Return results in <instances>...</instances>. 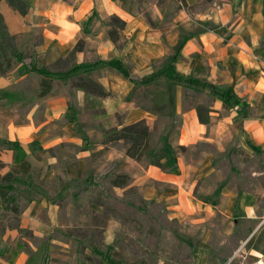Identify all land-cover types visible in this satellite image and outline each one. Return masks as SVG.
<instances>
[{
  "label": "crops",
  "instance_id": "0c3cea01",
  "mask_svg": "<svg viewBox=\"0 0 264 264\" xmlns=\"http://www.w3.org/2000/svg\"><path fill=\"white\" fill-rule=\"evenodd\" d=\"M24 1L26 14L0 0V13L23 53L22 62L0 75V143H18L1 152V175L14 168L25 175L37 172L41 179L50 181L58 177L80 181L97 179L115 168L144 184L150 179L178 182L188 167L186 162L183 165L179 161L181 173L174 174L154 165L151 158L143 173L136 174L135 168L143 161L127 156L122 141L94 156L105 149L101 140L107 130L141 120L151 128L152 138L162 121L175 122L176 138L168 139L174 146H183L209 136L212 118L221 115L215 127L235 121L240 144L264 149V0H213L207 4H202L203 0H134L128 7L119 0ZM116 15L126 21V26L121 30V40L115 43L110 31ZM79 41L85 46L68 61ZM121 41L126 43L121 46ZM61 59L71 68L102 63L87 73L75 70L56 77L52 93L40 98L43 76L32 69L33 64L52 67ZM117 60L130 64L134 77L128 78L109 64ZM168 60L175 72L170 79L163 73L166 86L158 88L160 81L153 80L152 74ZM84 74L111 95L103 98L75 87ZM143 88L148 92L147 104L139 100ZM196 88L216 95L212 103L201 104L209 112L205 124L197 110L200 104L188 99ZM233 94L242 102L227 109L225 99ZM243 103H247L246 114L239 112ZM165 129L160 131L159 143L169 135ZM157 192L150 186L144 196L150 199ZM1 200L0 194L4 216L8 204L2 208ZM242 208L245 220L255 224L246 236L247 254L255 258L253 264H264V253L247 247L252 237L264 231V208L252 193L243 196ZM21 209V227L34 236L46 234L45 223L58 225L61 221L60 206L46 198L34 199ZM3 216L0 242L11 239L17 243L7 249L0 246V264H32V254L39 248L26 242V235L21 239L19 229L4 228Z\"/></svg>",
  "mask_w": 264,
  "mask_h": 264
},
{
  "label": "rangeland",
  "instance_id": "374dc122",
  "mask_svg": "<svg viewBox=\"0 0 264 264\" xmlns=\"http://www.w3.org/2000/svg\"><path fill=\"white\" fill-rule=\"evenodd\" d=\"M170 64L168 60L155 68L152 77L160 81L158 88H165L162 74L171 75ZM125 65L134 77L133 67ZM69 68L66 63L53 69ZM201 91H190L188 99L196 105L212 103L216 95ZM147 94L146 88L139 91L145 104ZM234 103L227 96L226 108ZM220 117L212 118L209 136L179 150V161L188 167L176 183L150 179L144 184L131 177L127 186L117 188L112 180L124 172L115 168L97 179L80 181H50L37 172L20 174L8 199L1 200L2 208L8 202L24 208L40 198L60 206L58 225L45 223V235L26 234V242L39 248L36 254L30 250L32 264H102L108 255L124 259L125 264H253L256 260L247 254L246 236L255 224L245 220L242 204L243 196L252 193L264 208V149L240 144L235 121L215 127ZM168 124L166 119L158 124L152 150H161L165 138H176L175 122ZM164 126L169 135L161 144ZM151 158L148 155L135 168L136 174L143 173ZM3 169L0 164V174ZM150 186L158 192L147 199L144 190ZM16 243L9 239L0 246L7 249Z\"/></svg>",
  "mask_w": 264,
  "mask_h": 264
},
{
  "label": "trees",
  "instance_id": "16d2710c",
  "mask_svg": "<svg viewBox=\"0 0 264 264\" xmlns=\"http://www.w3.org/2000/svg\"><path fill=\"white\" fill-rule=\"evenodd\" d=\"M13 7L19 9L23 14L28 12V5L27 2L24 0H7ZM122 4L126 7L134 3V0H119ZM213 0H203L202 4H207L212 2ZM130 7V6H129ZM198 6H192L191 8L194 9ZM112 30L110 31L111 39L116 43L121 40V30L125 29L126 21H124L118 15L112 18ZM185 44V43H184ZM183 44V45H184ZM124 45V44H123ZM122 45V46H123ZM85 46L84 41H79L76 49L71 53L69 56L68 61H72L74 58V54L80 48ZM23 61V53L20 50V45L17 42L16 35H12L10 31H8L7 25L5 23V19L0 13V75L7 74L10 70H12L16 64ZM61 59L52 67H45L40 68L36 64H33L32 69L37 72L38 74L42 75L43 78L40 82V91L38 96L40 98H44L47 95L51 94L53 91V86L56 77L60 75L63 77L65 74H72L75 70H81L84 73H87L88 70H91L94 66L101 64L102 61H95V62H88L83 64H75L72 68L67 71L59 72L57 70H53L54 67H58L61 64L69 63ZM112 67L118 68L122 71L128 78H131L130 74L127 73V66L125 63H121L120 60L111 61L109 63ZM173 72L168 78L173 76L175 72L174 68L172 67ZM75 87H78L82 90H85L87 93H93L99 97H107L110 96L109 93L104 86H102L97 80L92 78L91 76L81 75L79 79L75 82ZM230 100L236 103L242 102L237 95L233 94L230 96ZM243 106L239 108V112L241 114H246L247 103H243ZM198 113L200 115V120L202 123L208 122V110L206 107L199 105L197 107ZM165 138V137H164ZM152 132L151 128L145 120H141L138 122H134L130 125L119 126L115 128H111L107 130L101 140V143L105 146V149L95 153L94 156H100L109 148L110 145L114 143H118L122 141L125 146L126 155L132 159H135L139 162H142L148 155L152 157V163L164 171L180 174L179 168V157L177 153L183 146H178L177 148L169 141L168 138H165V145L162 147L161 150L156 152L152 150ZM18 143H12L10 141H2L0 143V154L4 150L5 147L10 146L14 147L17 146ZM261 148V147H259ZM262 149V148H261ZM1 167L3 164L1 163ZM20 171L12 168L10 171L6 172L4 175L0 174V194L3 199H8L9 193L11 189L14 188V184L20 178ZM58 179L61 180L60 177ZM131 181V176L127 173H120L117 174L113 180L112 184L115 187H123L127 186ZM8 205L5 207V214L1 218L3 221V227L6 228L7 226L19 229V232L22 233L21 239L30 232L29 229H25L21 227V219L20 215L22 214L23 210L15 203L8 202ZM247 247L252 249L255 248L260 250L264 253V231L256 238L252 237L250 242L247 244ZM49 264V263H45ZM102 264H125L124 259H116L111 255L105 257Z\"/></svg>",
  "mask_w": 264,
  "mask_h": 264
}]
</instances>
